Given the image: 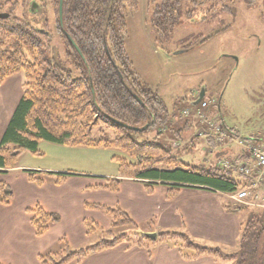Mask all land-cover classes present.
Segmentation results:
<instances>
[{"label": "trees", "instance_id": "obj_1", "mask_svg": "<svg viewBox=\"0 0 264 264\" xmlns=\"http://www.w3.org/2000/svg\"><path fill=\"white\" fill-rule=\"evenodd\" d=\"M140 1L50 0L56 9L57 32L65 47L62 55L53 44L52 32L34 25L26 14L28 3L22 4L26 12L20 17L16 13L17 2L0 0V13L9 14L8 18H0V85L21 72L26 75L22 97L1 137L0 173L17 168L19 158L28 151L40 156L39 144L48 141L73 147L104 146L124 152L127 157H113L119 164L118 176L106 178L105 185L96 186L114 193L120 191L123 180L142 183L148 194H153L157 186H166L168 200L176 198L184 188L234 194L247 186L235 177L234 171L217 164L192 165V161L176 156L169 144L138 142L130 134L156 128L167 142L170 133L175 136L171 125L178 116L171 114L157 93L141 84L128 59L125 43L128 16L138 9ZM205 1L222 5V11L233 12L230 5L234 0H148L149 24L155 33L167 36L178 26L184 3L201 5ZM246 1L254 6L259 0ZM45 19L41 22L48 27ZM101 122L114 130V139L93 137V130ZM25 173L28 181L37 186H44L47 178L60 186L70 177L78 176L36 170ZM13 197L12 188L0 183V204L9 205ZM85 205L111 219L107 229L85 220L87 234L100 232V241L75 249L63 238L60 241L63 247L40 255L39 264L81 263L89 255L123 243L149 248L159 241L175 243L186 260L209 256L234 264H264V212L252 215L242 229L238 250L227 254L220 248L201 246L182 232H161L155 240L149 234L134 231L115 235L117 229L137 226L130 214L121 208ZM27 212L32 215L31 224L38 237L61 220L58 214L40 205Z\"/></svg>", "mask_w": 264, "mask_h": 264}, {"label": "rangeland", "instance_id": "obj_2", "mask_svg": "<svg viewBox=\"0 0 264 264\" xmlns=\"http://www.w3.org/2000/svg\"><path fill=\"white\" fill-rule=\"evenodd\" d=\"M9 1L12 4L17 2L18 16L21 17L26 12L22 7L24 0ZM38 2L44 5V12L36 16L37 26L48 28L52 32L53 44L64 55V43L56 28V9L50 0ZM230 6L232 13L222 11V5H214L210 1L201 5L184 3L178 26L171 34L161 36L149 24L148 0H141L138 9L128 16V32L125 37L128 59L141 84L157 93L171 114L178 115L175 116L176 121L183 122L185 117L181 111L186 108H192L196 112L199 106H191L192 95L206 89L205 100L220 102V110L218 106L213 108L227 126L235 128L244 136L254 134L264 139V0H259L254 6H249L246 0H234V4ZM38 10L39 8H35V13ZM26 14L31 20L34 19L29 8ZM45 18L48 20V27L41 22ZM25 82V72H21L8 78L0 86V141L22 97ZM190 121L198 122L195 113L188 122ZM157 132L158 129L153 128L130 134L138 142L154 141L166 146L168 143L165 135ZM100 136L114 139L116 134L101 122L93 130V137ZM181 136L180 142L170 140L169 149L176 156H185L186 160L192 161V165L219 164L218 154L213 155L206 145L204 137L207 135H201L197 127L182 130ZM39 150L40 156L28 151L19 158L18 167L12 173L0 174V183L9 184L15 193L11 207L0 204V259L5 264H39L40 255L63 247V243H60L63 238L75 249L90 247L100 241L102 234L97 232L88 235L84 220L95 221L104 229L110 224V217L101 211L88 210L85 202L110 203L115 198L113 193L101 190L83 192L81 188L88 183L94 185L104 182L106 179L101 177L118 175L119 164L113 157H127L126 154L104 146L73 147L48 141H41ZM237 150L238 148L233 147L226 155L233 153L236 156ZM27 170L70 172L82 176L70 177L62 186L49 183L41 188L26 181ZM128 183L122 196L130 195L133 201L130 202L131 206L126 199L122 203L130 208V217L137 226L117 229L115 235L132 231L153 234L149 231V214L155 213L160 217V232L171 229L187 232L201 246H217L216 242L210 241H214V230L218 229L215 240L223 241L224 252L231 253L236 250L243 218L246 220L252 212L251 209H246L239 214L225 215L220 207L215 209L216 193L201 192L200 196L204 198L198 199L195 196L199 193L191 189L185 190L177 201L169 203L164 199L165 188L161 190V198L153 200L149 210V199H146L145 194L143 196L140 185L136 182ZM262 197L264 198V187ZM226 198L224 203L227 205L239 204L231 195ZM115 199L113 202L118 203L111 206H121L117 196ZM37 203L46 211L58 213L62 217L61 222L52 225L42 237L36 236L35 229L28 220L30 215L25 212V207L35 208ZM224 203L222 202L223 206H226ZM261 204L262 207L256 208V213L264 212V200ZM183 219L187 222V228L181 226ZM36 252H39L38 257L35 256ZM218 262L234 264L233 261L222 259Z\"/></svg>", "mask_w": 264, "mask_h": 264}, {"label": "crops", "instance_id": "obj_3", "mask_svg": "<svg viewBox=\"0 0 264 264\" xmlns=\"http://www.w3.org/2000/svg\"><path fill=\"white\" fill-rule=\"evenodd\" d=\"M3 84H1L0 86H2ZM202 90L205 91V97H206V89H202ZM198 93H196V92L193 93V95H192V103L191 104H193V102H195L196 95H198ZM210 101H212V100H210ZM220 109H221V106L218 107V110H220ZM216 113L217 112H215L214 108H212L211 114L212 115L213 114L215 115ZM217 114L219 115V113H217ZM182 121L183 122L176 121V119H175V121H173V123H172L171 126H172L173 131H175L176 133H175V136L172 135L171 133L167 136V138H168L167 139V142H168L169 145H171L170 144V140H172V139L177 140V141H179V139H182V136H181L182 130H189L192 127H197V130L198 131L201 130V127L199 126V123L196 122V121H190V122H188V120L186 118L184 120H182ZM227 127L229 128L230 126H227ZM229 129L235 135L236 134H240V132L238 130H236L235 128H233V127H230ZM206 133L207 134H205V135H207V136L204 137L207 140L206 141V145L210 148V150L213 153V155L215 153L218 154L217 157H219L220 160H217V162H219V161L221 162V161H223L225 159H229L230 158V159L233 160L234 164L236 165V164H238L241 161H247L248 160L247 154L245 152L241 151L240 149L237 150L238 152H237L236 156L233 153L230 154V155H226V154L230 153V151H232V148L233 147H235V149H237L236 146L231 141H226L225 143H223L221 145H218L215 142L214 137L211 136L209 134V132H206ZM246 135H249V134H246ZM251 136H254V134L251 135ZM176 137H178V138H176ZM247 137H250V136H247ZM182 158L185 159V156H182ZM217 165H219V164H217ZM13 170L8 171L7 173H0V174L1 175H6V174H9V173H12ZM234 172H235V177L236 178H239L242 183H245L247 186L251 183V179L250 178L241 175L236 170H234ZM76 174L79 175V176H82V174H79V173H76ZM117 176L118 175L113 176V177H101V178H103V179H106V178H116ZM25 177H26V181L28 183L33 184V183H31V182L28 181L27 176H25ZM69 179H71V178H69ZM67 181L64 184H62V185H65L67 183ZM128 182H132V183L133 182H136V183H138L140 185V187L142 188V191H143V196L145 194L146 195V199H149V210H150V207H151L150 206L151 203H153V200L160 199L161 198V195H162L161 190L164 189V188H165L164 199H165L166 202H169V203L170 202L177 201L181 197V195L184 193L185 190L191 189V190L196 191V192L199 193L198 196H195V198H198V199H203L204 198L203 196H200L202 194L201 192H214V193H216L215 194V200H214L215 201L214 202V205H216L215 206V209H219V207H220L221 208V211L225 215H231L232 213L239 214V212H241L242 210H246V209L247 210H250L251 209L252 212L250 213V215L248 216V218L246 220H244V218H243V220L241 222V226L239 227V238L236 241L237 242L236 250L232 251L231 253H233V252H235V251L238 250V248H239V242H240V239H241V234H242L243 227L251 219L252 215L256 213L255 211L258 210L256 208L261 207L259 205H258V207L257 206L254 207V206L242 205V204H237V205L232 206L229 203L227 205L226 203H224V201H226V199H227L226 197L228 195H231L232 196L233 194H227V193H222V192H219V191L207 190V189L198 188V187H194V188H184L181 191V193L176 198H174L172 200H168L167 199L168 188L166 186H163V185L157 186L155 188L153 194H148L146 192L145 188H144V185L142 183H140L138 181H134V180H123V182L121 184V187H120V191L117 192V193L110 192V191L104 190L102 188H96V186L105 185L106 180L104 182H102V183H96L94 185H90L88 183V184L84 185L81 188V191L85 192V191H92V190H95V191H100L101 190V191H107L109 193H113L112 195H114L115 198L117 196V200H119L121 202V203H119V204H122L121 206H119V205H117L116 207H112L111 206V204H117L118 203V201H117V203H114L113 202L114 200H116L115 198H112V201L110 203H107L106 202V204H103V203H101V204L99 203V204L100 205H104V206H108V207H111V208H121V209H123V210H125L126 212L129 213L130 208H127L128 206H126V205H124L122 203L123 199L128 200L129 201V205H130V202L133 201V199L130 197V195L122 196V192H126L124 189L128 188V186H129V183ZM48 184L49 185H56L53 182V180H51V179L48 180L47 183L44 186H46ZM33 185H35V184H33ZM62 185H60V186H62ZM44 186H38V187L43 188ZM56 186H58V185H56ZM13 193H14V191H13ZM14 197H15V193H14ZM14 197H13V199H14ZM222 202L224 203V205L226 204V206H223ZM86 203H89V202H85V204ZM146 203H148V202H146ZM198 203L199 202H195V204H198ZM11 205L12 204L10 203L9 205H5V206H10L11 207ZM38 205H40V203H37L34 207H37ZM85 207H86V205H85ZM25 208H27L25 210V212H27L28 209H31L33 207H25ZM87 209L88 210H94V209H89V208H87ZM95 211H97V210H95ZM52 212H54V211H52ZM27 214H29V213L27 212ZM56 214H58V213H56ZM29 215H30V218L28 220H29V222L31 224L32 215L31 214H29ZM156 215L157 214H155V213L154 214L153 213L152 214L151 213L149 214V224L151 225V227L149 228V231H150V233H153V234H157L158 235L159 233H161L158 230V227H159L158 226V222L160 223V217H158ZM183 218H184V216H183ZM209 218L211 219V216ZM209 218H208V221L210 220ZM203 219H206V217L203 216ZM85 220H84V224H85ZM110 225H111V219H110V224L108 226L110 227ZM215 225H217V222H215ZM181 226L183 228H187V222L184 219L182 220ZM109 227H107V228H109ZM217 230L218 229H215L214 230V231H216L214 233L215 234V236H214L215 238L217 237ZM162 232H167V231H162ZM170 232H178V231H175V230L171 229ZM182 233H187V232H182ZM187 235H189V234L187 233ZM189 236L192 238L191 235H189ZM215 238L213 239L214 241H210V242H216V244H217V246L215 245V247H213V248H220L224 252V250H223V244L224 243H222L223 241H217V240H215ZM18 241H19V239H18ZM123 246H125V247L123 249H121ZM207 247H210V246H207ZM231 253H227V254H231ZM38 254H39V252H36L35 253V256L38 257ZM218 260H220V259H214V258L209 257V256H202V257H197V258H194V259H191V260H186L183 257V253L180 251L179 246H175V243H173V242H160L159 241V242H157V243H155L153 245H149V248H148V246L138 247V246H131L128 243H123V244H121L118 247H115L113 249H109V250L104 251V252H101V253L89 255L81 263H75V262H73V263H70V264H220L218 262ZM222 260H224V259H222ZM226 261H228V260H226ZM229 261H231V260H229ZM0 264H5V263H4L3 260H1Z\"/></svg>", "mask_w": 264, "mask_h": 264}, {"label": "built area", "instance_id": "obj_4", "mask_svg": "<svg viewBox=\"0 0 264 264\" xmlns=\"http://www.w3.org/2000/svg\"><path fill=\"white\" fill-rule=\"evenodd\" d=\"M217 101H203L196 112L192 108L184 109L182 114L190 118L196 114L201 134L209 132L217 144L221 145L231 141L238 149L248 156L247 161L234 164L232 159H225L220 166L225 170H236L241 175L251 179V183L237 191L231 196L236 202L242 205L262 206V190L264 187V141L262 139H248L242 135L233 134L222 121L220 115H212L211 109L217 106ZM206 130V131H205ZM252 200V201H251Z\"/></svg>", "mask_w": 264, "mask_h": 264}, {"label": "flooded vegetation", "instance_id": "obj_5", "mask_svg": "<svg viewBox=\"0 0 264 264\" xmlns=\"http://www.w3.org/2000/svg\"><path fill=\"white\" fill-rule=\"evenodd\" d=\"M39 0H24L22 4H25V3H28V6H29V11L35 15L34 19H33V24L37 26V17L38 15L41 14V12H44V5L43 4H39L38 2ZM30 2V3H29ZM35 8H39V10L37 11V13H35L34 9ZM37 16V17H36ZM200 94V92L198 93Z\"/></svg>", "mask_w": 264, "mask_h": 264}, {"label": "water", "instance_id": "obj_6", "mask_svg": "<svg viewBox=\"0 0 264 264\" xmlns=\"http://www.w3.org/2000/svg\"><path fill=\"white\" fill-rule=\"evenodd\" d=\"M60 14H61V16H62V7L60 8ZM8 16H9L8 13H0V18H8ZM204 98H205V91L202 90L201 93H200V95H199V97H198V99H197V101L193 103V106H197V105H199V104L202 102V100H203ZM134 130H135V131H138V130H140V129H138V128H134ZM148 237H149L150 239L155 240V239H157L158 235H157V234H149Z\"/></svg>", "mask_w": 264, "mask_h": 264}]
</instances>
